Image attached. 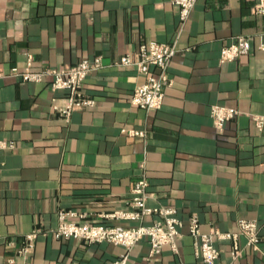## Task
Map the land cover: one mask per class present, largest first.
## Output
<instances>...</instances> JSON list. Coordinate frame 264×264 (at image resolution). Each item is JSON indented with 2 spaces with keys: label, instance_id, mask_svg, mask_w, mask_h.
<instances>
[{
  "label": "crops",
  "instance_id": "obj_1",
  "mask_svg": "<svg viewBox=\"0 0 264 264\" xmlns=\"http://www.w3.org/2000/svg\"><path fill=\"white\" fill-rule=\"evenodd\" d=\"M174 0H0V264H115L122 245L57 239L59 211L74 209L88 219L125 226L141 220H110L128 208L136 180L145 177L148 204L174 207L184 221L177 250L166 245L151 255L143 239L125 264H203L188 231L197 214L203 231L238 233L241 220L257 221L259 248L240 234L214 237L216 264H264V16L259 0H197L182 24ZM252 42L250 53L220 60L237 36ZM155 40L176 45L171 84L162 108L132 103L145 76L118 64ZM100 56L103 67L89 73L84 93L96 104L67 118L55 104L65 91L12 76L32 59L35 68H64ZM240 113L223 131L211 107ZM144 131L145 135L134 133ZM41 231L29 252L26 234ZM11 259L15 262L11 263Z\"/></svg>",
  "mask_w": 264,
  "mask_h": 264
},
{
  "label": "built area",
  "instance_id": "obj_2",
  "mask_svg": "<svg viewBox=\"0 0 264 264\" xmlns=\"http://www.w3.org/2000/svg\"><path fill=\"white\" fill-rule=\"evenodd\" d=\"M173 2L179 7L180 20L184 24L189 19L197 0H174ZM253 8L255 14L264 16V0H259ZM251 47L252 42L248 37L244 35L237 36L231 44L221 49L220 60L224 62L232 61L239 56L247 55L250 53ZM177 51L176 45L150 40L141 44L137 55L127 54L120 58L119 65L136 67L146 79L135 88L132 94V103L147 111L162 108L166 96L165 89L172 81L169 75L170 60ZM102 67L103 63L100 56H97L94 60L82 59L76 65L64 68L50 66L35 68L32 59H29L24 70L14 68L11 74L26 82H44L47 77H51V88L57 91H65L64 103L62 105L55 104L54 108L60 115L69 118L72 111L96 104L93 98L85 95L84 85L89 73ZM211 111L214 126L219 131H223L225 124L240 113V110L236 107H228L222 104L213 105ZM256 121L261 126L264 117H256ZM134 133L145 135L144 131H135ZM14 146V141L0 140V149L14 148ZM148 185L149 183L145 177L136 180L131 199L128 201V208L118 209L105 216L115 221H143L152 214L159 215L160 219L153 221V223H141L132 227L125 226L120 222L119 224L104 223L103 221L88 219L85 214H80L70 208L59 211V225L49 232L57 239L73 238L90 244L107 241L124 246L128 253L136 243L143 239L149 241L152 256L158 255L166 245L177 250V240L182 237L181 228L184 226V221L179 217L174 207L150 206L147 195ZM239 230L238 233L222 232L217 229L203 231L199 216L192 214L189 217L188 231L194 239L195 254L203 264H216L220 257V249L216 247L214 240L216 235L233 240L234 250L232 256L234 259L239 258L241 255V249L237 246V239L240 234L247 239V245L254 249L259 248L261 235L256 220H241ZM40 232L34 230V232L26 234V245L22 248V251L29 252L34 247ZM128 253L115 264H125ZM10 261L11 263L15 262L14 259Z\"/></svg>",
  "mask_w": 264,
  "mask_h": 264
}]
</instances>
